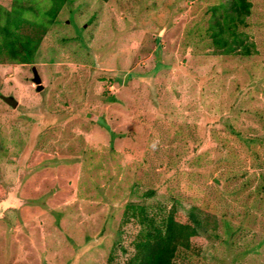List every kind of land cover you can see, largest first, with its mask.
Segmentation results:
<instances>
[{
  "label": "rangeland",
  "instance_id": "obj_1",
  "mask_svg": "<svg viewBox=\"0 0 264 264\" xmlns=\"http://www.w3.org/2000/svg\"><path fill=\"white\" fill-rule=\"evenodd\" d=\"M220 1L68 0L32 63L0 64V264H124L150 189L203 212L194 264H264V0L250 56L197 35Z\"/></svg>",
  "mask_w": 264,
  "mask_h": 264
},
{
  "label": "trees",
  "instance_id": "obj_2",
  "mask_svg": "<svg viewBox=\"0 0 264 264\" xmlns=\"http://www.w3.org/2000/svg\"><path fill=\"white\" fill-rule=\"evenodd\" d=\"M66 3L68 0H0V64L32 63ZM251 8L250 0H221L211 5L207 25L199 27L197 35L208 38L216 55L250 56L255 53L254 43L244 28L249 26ZM155 191L147 190L141 200L123 205L119 226H137L124 264H194L202 251L203 212L193 205L183 213L175 204L168 206L155 199ZM3 195L0 185V197ZM112 260L110 252L107 264Z\"/></svg>",
  "mask_w": 264,
  "mask_h": 264
},
{
  "label": "water",
  "instance_id": "obj_3",
  "mask_svg": "<svg viewBox=\"0 0 264 264\" xmlns=\"http://www.w3.org/2000/svg\"><path fill=\"white\" fill-rule=\"evenodd\" d=\"M31 72H32V77L30 78L32 83L36 84V90L39 91L42 88L41 85V77L38 73V70L35 65H31ZM7 103H9L10 106L14 107L16 106L17 101L13 97L7 98Z\"/></svg>",
  "mask_w": 264,
  "mask_h": 264
}]
</instances>
